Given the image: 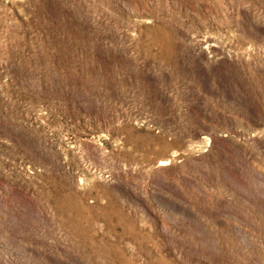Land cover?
Here are the masks:
<instances>
[{
	"label": "rangeland",
	"instance_id": "obj_1",
	"mask_svg": "<svg viewBox=\"0 0 264 264\" xmlns=\"http://www.w3.org/2000/svg\"><path fill=\"white\" fill-rule=\"evenodd\" d=\"M0 264H264V0H0Z\"/></svg>",
	"mask_w": 264,
	"mask_h": 264
}]
</instances>
